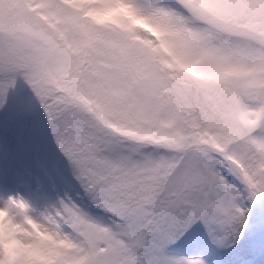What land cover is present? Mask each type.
<instances>
[{"label":"snow or ice","instance_id":"6c2138e0","mask_svg":"<svg viewBox=\"0 0 264 264\" xmlns=\"http://www.w3.org/2000/svg\"><path fill=\"white\" fill-rule=\"evenodd\" d=\"M40 111L0 264L264 255V0H0V113Z\"/></svg>","mask_w":264,"mask_h":264},{"label":"trees","instance_id":"16d2710c","mask_svg":"<svg viewBox=\"0 0 264 264\" xmlns=\"http://www.w3.org/2000/svg\"><path fill=\"white\" fill-rule=\"evenodd\" d=\"M46 116L42 111L26 114L0 113V168L32 169L39 172L43 162ZM222 264H241L240 255L222 252ZM250 264H264V255L256 253Z\"/></svg>","mask_w":264,"mask_h":264},{"label":"rangeland","instance_id":"374dc122","mask_svg":"<svg viewBox=\"0 0 264 264\" xmlns=\"http://www.w3.org/2000/svg\"><path fill=\"white\" fill-rule=\"evenodd\" d=\"M21 174H25L26 175V170H19ZM35 172V171H34ZM36 173H39V172H36ZM23 194L27 195L28 193L27 192H24Z\"/></svg>","mask_w":264,"mask_h":264}]
</instances>
